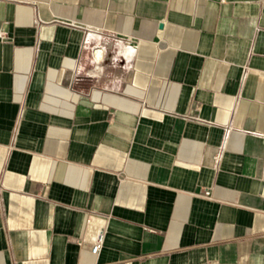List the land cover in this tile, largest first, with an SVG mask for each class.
<instances>
[{
  "label": "crops",
  "instance_id": "crops-1",
  "mask_svg": "<svg viewBox=\"0 0 264 264\" xmlns=\"http://www.w3.org/2000/svg\"><path fill=\"white\" fill-rule=\"evenodd\" d=\"M0 264H264V0H0Z\"/></svg>",
  "mask_w": 264,
  "mask_h": 264
},
{
  "label": "built area",
  "instance_id": "built-area-1",
  "mask_svg": "<svg viewBox=\"0 0 264 264\" xmlns=\"http://www.w3.org/2000/svg\"><path fill=\"white\" fill-rule=\"evenodd\" d=\"M118 54L123 58H131L135 55L136 47L134 45L126 44L123 49L117 50ZM94 62L97 63L99 60L102 59V49L100 48H93L92 50ZM209 192H205V195H208ZM95 220V221H93ZM106 218L105 217H97L95 219L89 220L87 223H94L96 225L93 238L90 247V253L94 256L98 255L100 252L105 237V228H106Z\"/></svg>",
  "mask_w": 264,
  "mask_h": 264
},
{
  "label": "water",
  "instance_id": "water-1",
  "mask_svg": "<svg viewBox=\"0 0 264 264\" xmlns=\"http://www.w3.org/2000/svg\"><path fill=\"white\" fill-rule=\"evenodd\" d=\"M161 27V26H160Z\"/></svg>",
  "mask_w": 264,
  "mask_h": 264
}]
</instances>
